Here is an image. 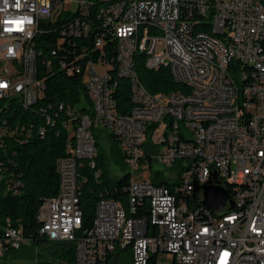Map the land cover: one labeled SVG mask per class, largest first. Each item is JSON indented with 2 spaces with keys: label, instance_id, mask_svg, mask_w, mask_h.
<instances>
[{
  "label": "built area",
  "instance_id": "obj_1",
  "mask_svg": "<svg viewBox=\"0 0 264 264\" xmlns=\"http://www.w3.org/2000/svg\"><path fill=\"white\" fill-rule=\"evenodd\" d=\"M262 3L0 0V114L13 100L24 109L43 100L45 72L83 75L87 105L41 109L48 125L52 114H63L69 139L57 162L58 194L38 214L40 235L74 242V264H108L129 247L132 264H264ZM205 23L217 25L220 38H210ZM135 53L146 55L147 70L167 69L182 87L145 90L132 68ZM127 88L131 106L120 108L118 92ZM19 127L10 131L3 122L0 148L6 135L28 141L32 126ZM95 131L120 143L132 174L126 203L102 197L85 229L87 171L96 182L102 177ZM155 162L168 169L180 163L174 187L153 182L162 178L153 176ZM213 173L230 195L217 211L203 205L202 189L194 196ZM28 244L9 223L0 255Z\"/></svg>",
  "mask_w": 264,
  "mask_h": 264
},
{
  "label": "trees",
  "instance_id": "obj_2",
  "mask_svg": "<svg viewBox=\"0 0 264 264\" xmlns=\"http://www.w3.org/2000/svg\"><path fill=\"white\" fill-rule=\"evenodd\" d=\"M145 63L146 55L137 53L135 56L137 72L144 88L150 93L178 91L182 87L181 84L173 80L169 70L149 71L145 68ZM41 76L46 78V93L43 100L28 109L22 108L13 100L9 103L8 109H2L0 114V126L6 121V126L11 129L10 131L20 126L19 131L21 132V127L24 125H26V129L31 126L33 128L32 135L26 142L23 141L25 135L17 140L6 135L2 141L3 145L0 148V234L4 227H8L9 223L14 228H22L29 245L42 246L49 257L54 259L38 261L36 264H74V242H52L40 235L41 224L38 214L43 203L58 194L57 162L66 155V144L69 139L68 133L62 127L63 114L57 115L56 112H51L56 114H52L53 124L48 125L46 115L41 112V109L48 103L56 104L58 102L71 106L80 102L87 105L89 103L88 94L82 74L70 76L57 71L53 74L45 72ZM117 99L120 108H130V90L128 88L118 92ZM82 111L86 112V109L83 107ZM43 127L46 129L44 136ZM111 137L117 143V140L113 136ZM96 138L99 149L97 135ZM96 161L97 168L102 169L101 157L98 156ZM179 164L175 168L179 167ZM181 172L182 170L178 173L181 174ZM101 173L100 182H96L93 172L87 171L88 180L82 187L80 207L84 213L83 227L85 229L92 227L96 206L102 197L124 203L128 198L127 187L130 175L124 176L119 181H114L106 172L101 171ZM13 181L20 183L16 191L9 188ZM153 182L156 185H165L169 188L175 186V184L160 178L159 174ZM128 249L131 250L130 247L121 250L118 256ZM112 258L108 259V264ZM132 261L131 250L125 262L132 264Z\"/></svg>",
  "mask_w": 264,
  "mask_h": 264
},
{
  "label": "rangeland",
  "instance_id": "obj_3",
  "mask_svg": "<svg viewBox=\"0 0 264 264\" xmlns=\"http://www.w3.org/2000/svg\"><path fill=\"white\" fill-rule=\"evenodd\" d=\"M95 132L100 144L98 156L101 157L103 163V168L99 169L102 172H106L114 181H119L124 176L132 174V169L125 163L120 143L114 142L112 137L108 135V132ZM156 172H160L163 180H167L171 184H175L177 180H179L175 167L168 169L165 165L155 162L152 170L153 176H155ZM146 174H150V171L147 170ZM130 252V249L125 252H121L119 255L120 259L117 264H127L125 260L130 255ZM45 260L54 259L49 257V254L42 246L36 247L34 245H26V247L24 246L21 250L11 251L3 256L0 255V264H36L38 261L42 262ZM110 264L115 263L111 261Z\"/></svg>",
  "mask_w": 264,
  "mask_h": 264
},
{
  "label": "water",
  "instance_id": "obj_4",
  "mask_svg": "<svg viewBox=\"0 0 264 264\" xmlns=\"http://www.w3.org/2000/svg\"><path fill=\"white\" fill-rule=\"evenodd\" d=\"M218 184L217 173H213L207 185L203 187L196 186L194 195L196 197L197 193L202 189L204 191L203 205L215 211L225 207L230 200L229 193ZM232 207H234L233 203Z\"/></svg>",
  "mask_w": 264,
  "mask_h": 264
},
{
  "label": "bare ground",
  "instance_id": "obj_5",
  "mask_svg": "<svg viewBox=\"0 0 264 264\" xmlns=\"http://www.w3.org/2000/svg\"><path fill=\"white\" fill-rule=\"evenodd\" d=\"M160 1L161 0H153V2H160ZM262 10L264 12V3H262ZM205 31L208 32L210 38H220V31H219L217 25H215L213 23H205ZM136 54L137 53L134 54V57H133V60H132V68L134 69L135 75H137L139 77L138 72H137V68H136V65H135V56H136ZM203 201H204V191L202 190V202Z\"/></svg>",
  "mask_w": 264,
  "mask_h": 264
},
{
  "label": "crops",
  "instance_id": "obj_6",
  "mask_svg": "<svg viewBox=\"0 0 264 264\" xmlns=\"http://www.w3.org/2000/svg\"><path fill=\"white\" fill-rule=\"evenodd\" d=\"M119 259H120V257H119L118 254H117V255H115V256L112 258V261H113L115 264H117V263L119 262Z\"/></svg>",
  "mask_w": 264,
  "mask_h": 264
}]
</instances>
